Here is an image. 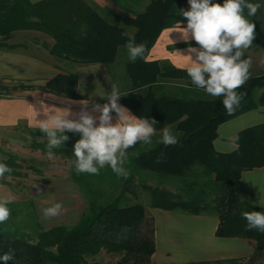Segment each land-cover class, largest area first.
Listing matches in <instances>:
<instances>
[{"label": "trees", "instance_id": "16d2710c", "mask_svg": "<svg viewBox=\"0 0 264 264\" xmlns=\"http://www.w3.org/2000/svg\"><path fill=\"white\" fill-rule=\"evenodd\" d=\"M124 15L116 18L123 25H116L86 0H0V46L12 48L24 44H7L12 32L33 30L52 38L49 53L73 63L105 64L112 76V65L118 49L125 46L129 33L135 42L145 43L147 51L164 28L187 20L180 16L189 10L188 0H147L143 9L134 8L141 0H111ZM224 2V0H219ZM213 2V0H212ZM256 25L253 40L264 51V31L254 17ZM126 25L133 28L130 33ZM246 53L244 57L246 58ZM126 87L120 89L119 98L136 117L154 119L156 132L172 128L178 143L165 147L158 143L161 137H152V144H137L128 150L129 163L125 167L127 179L117 178L109 167L99 175H77L71 168V177L88 201L78 222L68 227L56 225L47 229L18 228L8 221L0 224V256L12 250L14 260L7 264H88L87 259L100 250L119 254L116 264H150L155 250L152 231L141 229L146 213L139 202L129 203L128 193L136 195L133 187L137 175L158 182L174 181L176 191L158 184L143 182L140 187L149 196L148 206L165 211H179L192 215H214L218 219L215 236L239 237L254 242L250 264H264V233L247 230L244 211H264V207L240 201L234 190V182L242 171L264 165V123L238 132L237 148L232 153H219L213 148L217 126L240 113L264 104V71L250 75L247 82L237 89L244 93L239 107L229 115L222 103L223 97H212L197 90L186 70L179 69L164 60L138 58L124 64ZM176 84L175 90L169 85ZM74 73L57 74L42 87L56 94L72 98H84L76 91ZM13 88L26 89L20 84ZM0 90H6L0 84ZM178 92V93H177ZM43 134L41 131H29ZM69 137L64 145L52 149L65 161L74 159V144L81 134L65 132ZM47 142L32 140L30 147L42 152L48 150ZM139 152L138 156L132 153ZM160 163H157V160ZM13 169L5 175H17V163L13 156L0 160ZM0 183H3L0 181ZM232 259L197 261L191 264H223ZM0 264H5L0 260Z\"/></svg>", "mask_w": 264, "mask_h": 264}, {"label": "crops", "instance_id": "0c3cea01", "mask_svg": "<svg viewBox=\"0 0 264 264\" xmlns=\"http://www.w3.org/2000/svg\"><path fill=\"white\" fill-rule=\"evenodd\" d=\"M30 1L32 2V0ZM86 1L95 6L99 13L116 25H123V22L117 19L116 15L122 16L124 11L111 0ZM146 2L147 0H141V3L135 5L134 8L143 9ZM248 2L262 5L254 18L264 31V0H248ZM186 25L187 23H181L182 27H186ZM125 27L128 32L131 30L133 32L132 27L128 25ZM169 28L171 27L161 30L149 49L146 59L164 60L176 68L185 70L188 62L180 54L188 55L187 48L189 46L199 48V45L191 38L189 43H185L181 40L180 34L176 32L169 36L175 41L173 44L166 32ZM5 42L7 44L21 43L24 46L12 48L0 46V80H11L14 81L11 86L16 87L23 84L29 88H16L10 94L0 95V128L40 131L36 127V119H46L44 112L69 108L71 112L78 113L82 105L75 102L84 99L89 100L88 110L91 112L93 103L103 105L108 102L106 98H101L99 95H103L104 92L110 93L111 83L115 84V81L109 71L111 69L105 64L100 62L78 64L63 58H56L48 51L53 43L52 38L38 31L18 30L12 32L10 38ZM124 47L126 45L120 47L118 52ZM193 58H195L194 54ZM69 73L76 75V91L79 95H84V98H72L42 88L48 80L57 74L68 75ZM176 86V84L169 85L174 90ZM118 103L121 104L119 99ZM92 114L99 116V113ZM112 117V122L116 123L117 116L114 111ZM69 118L76 119L78 117L70 116ZM261 123H264V104L220 123L212 142L214 150L219 153L234 152L237 148L238 132ZM162 131L156 133L159 134ZM43 178L48 179V177ZM59 183L67 184L73 191V200H71L73 204L70 203V206L77 210L73 220L63 223L72 227L78 222L88 204L82 209L81 201L84 194L73 181L71 174L62 177L61 181L55 184L60 185ZM234 190L240 201L261 207L259 202L264 204V165L242 171L239 178L234 182ZM148 208L155 220V250L150 256L151 264H174L175 262L184 264L204 260L239 259L249 257L253 251L254 242L250 239L215 236L218 219L214 215H192L179 211ZM146 209L147 207H145ZM60 223L58 222V224Z\"/></svg>", "mask_w": 264, "mask_h": 264}, {"label": "clouds", "instance_id": "9594fccd", "mask_svg": "<svg viewBox=\"0 0 264 264\" xmlns=\"http://www.w3.org/2000/svg\"><path fill=\"white\" fill-rule=\"evenodd\" d=\"M32 2L36 3L37 0ZM188 3L189 10L179 11L180 16L187 20L186 27H182L180 21H177L175 26L166 30L168 38L171 33L176 32L185 43H189L191 38L199 45V48L189 46L188 55L177 51L188 62L185 66L187 75L197 90H203L212 97H223V106L231 115L245 95L238 93L237 89L250 78L252 64L250 58L243 57L245 50L252 47L256 25L246 18L245 9L247 17H256L262 5L248 0H224L223 4L213 3L212 0H188ZM123 35L128 36L126 49L129 61L146 59V44H137L129 33ZM169 40L175 43L172 39ZM127 95L121 94L118 85L111 83V92L99 95L108 102L103 105L93 103L91 112L88 110L89 100L85 99L75 102L82 105L78 113L71 112L69 108L44 112L47 118L36 119V127L48 138V158H53L52 149L63 146L69 139L65 135L66 131L79 133L81 138L74 144V159L68 161L69 167L77 175H99L101 169L109 167L117 178L127 179L130 174L125 167L130 162L128 150L138 143L142 147L151 145L152 137L156 135L154 125L157 123L154 119L132 115L129 109L118 103L121 96ZM113 111L117 116L116 123L112 122ZM92 113H99V116ZM37 115L36 111V117ZM70 116L78 118L70 119ZM157 142L168 147L179 141L171 129L165 127ZM132 155L138 156L139 152ZM160 162L158 159L157 163ZM12 171V168L0 163V180ZM16 199L10 190H5V185L0 184V224L9 220L11 210L8 205ZM259 203L264 207V204ZM62 209V203H54L41 209L42 218L56 217ZM241 215L247 221V230L264 233V211H244ZM0 260L7 264L14 260V252H5Z\"/></svg>", "mask_w": 264, "mask_h": 264}, {"label": "rangeland", "instance_id": "374dc122", "mask_svg": "<svg viewBox=\"0 0 264 264\" xmlns=\"http://www.w3.org/2000/svg\"><path fill=\"white\" fill-rule=\"evenodd\" d=\"M213 3L223 4L219 0H213ZM130 33H132V30ZM244 53L247 55L245 59L250 58L252 61L250 75L264 71V62H262L264 61V51L256 43L253 42L252 47L245 50ZM128 61L127 49L124 47L118 52L115 62L112 65V73L120 89L126 87L124 64ZM13 83L14 81L11 80H0V84L6 87V90H0V95H7L12 90H15L11 86ZM170 129L174 133L173 129ZM161 136L162 132L157 134L156 137ZM35 139L39 142L45 141L48 143V138L44 134H32L27 129L21 128H0V160L11 155L20 164V167L16 169L18 172L17 175H5V178L0 180L3 182L0 184L5 185V190H10L17 197L13 203L8 205L11 210L8 224H12L18 228H28V231H32L36 227L46 229L49 226L52 227V225L62 224L68 226L63 223L73 220L75 211L77 210L70 206L71 200H73V191L70 190L67 184L59 183L60 185H56L55 183L61 181L62 177L71 174V167H69L67 161L58 155L54 154L53 158L49 159L48 150L42 152L39 149L30 147L31 141ZM43 177H48L49 181ZM142 181L153 185L158 184L172 191H176L177 187L174 181L159 183L156 179H145L141 175H137L133 184L136 195L127 194L129 203L139 202L147 207L145 210L146 218L141 229L148 233V235L152 231L154 242L155 220L154 216L149 212V196L140 187ZM54 203H62L63 209L61 213L50 219L42 218L41 209L49 207ZM81 203L82 209L88 204L84 195L82 196ZM58 222L61 223L58 224ZM119 258V254H110L105 250H100L96 256L88 258L87 262L88 264H116ZM232 260V262H224L223 264H250L248 257ZM174 264L182 263L175 262Z\"/></svg>", "mask_w": 264, "mask_h": 264}]
</instances>
